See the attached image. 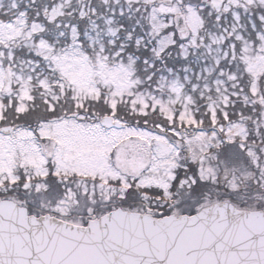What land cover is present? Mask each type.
<instances>
[{"label": "snow or ice", "instance_id": "obj_1", "mask_svg": "<svg viewBox=\"0 0 264 264\" xmlns=\"http://www.w3.org/2000/svg\"><path fill=\"white\" fill-rule=\"evenodd\" d=\"M0 264H264V0H0Z\"/></svg>", "mask_w": 264, "mask_h": 264}]
</instances>
